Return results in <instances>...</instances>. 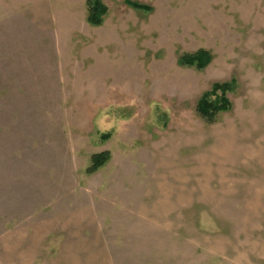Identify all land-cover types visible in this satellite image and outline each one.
<instances>
[{
  "label": "rangeland",
  "instance_id": "1",
  "mask_svg": "<svg viewBox=\"0 0 264 264\" xmlns=\"http://www.w3.org/2000/svg\"><path fill=\"white\" fill-rule=\"evenodd\" d=\"M100 1L0 0V264H264V0Z\"/></svg>",
  "mask_w": 264,
  "mask_h": 264
},
{
  "label": "trees",
  "instance_id": "2",
  "mask_svg": "<svg viewBox=\"0 0 264 264\" xmlns=\"http://www.w3.org/2000/svg\"><path fill=\"white\" fill-rule=\"evenodd\" d=\"M127 4L135 9L148 11L150 8L130 0H126ZM87 5V22L90 25L98 26L102 23L103 16L107 12L106 6L100 0H86ZM211 61V55L204 49H199L194 53H184L179 56L178 63L182 66L195 67L196 69H204ZM235 88L233 79L226 82L213 83L211 88L204 92L200 97L196 110L198 114L206 121L214 120L215 115L219 112L227 111L230 108V101L226 97V93L231 92ZM108 138V135H104ZM109 160V153L103 151L91 156L90 166L87 172L92 173L100 168Z\"/></svg>",
  "mask_w": 264,
  "mask_h": 264
}]
</instances>
